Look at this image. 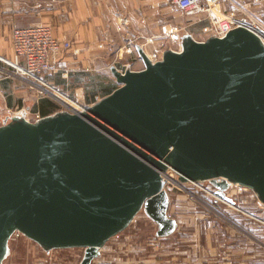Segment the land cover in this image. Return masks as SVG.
<instances>
[{"label":"water","instance_id":"1","mask_svg":"<svg viewBox=\"0 0 264 264\" xmlns=\"http://www.w3.org/2000/svg\"><path fill=\"white\" fill-rule=\"evenodd\" d=\"M144 68L110 71L119 85L80 114L29 121L0 117V264L15 233L53 250L83 249L93 264L106 243L144 213L154 239L172 236L162 175L207 182L215 202L250 190L264 205V44L238 27L223 38L164 50ZM28 109V107H25Z\"/></svg>","mask_w":264,"mask_h":264},{"label":"rangeland","instance_id":"2","mask_svg":"<svg viewBox=\"0 0 264 264\" xmlns=\"http://www.w3.org/2000/svg\"><path fill=\"white\" fill-rule=\"evenodd\" d=\"M233 1L219 3H224L225 9L240 15L238 4L250 2L247 9L254 17L262 19L260 10L257 9L261 0L239 3L237 0ZM175 9L172 8L171 18L177 17L176 22L180 23L186 32L189 31L193 24L186 22L184 15ZM207 29L208 24L204 22L200 33H194L195 38L203 39ZM169 45L172 48L174 46L170 42ZM169 45L167 48L171 49ZM127 51L129 52V49L125 50V53ZM147 51L149 55L159 54L163 48ZM128 60L121 55L114 56L115 62L123 61V65L133 66ZM3 65L9 71L15 72L8 65ZM108 76L109 71L104 68L99 75L80 76L67 88H56L74 97V90L81 87L85 101L90 105L94 95L98 98L105 95L104 89L109 86ZM44 99L50 102L49 105L43 101L44 110L51 113L60 110L55 101L49 98L42 100ZM42 105L40 103L32 108V103L29 104V120L36 118L39 113L38 106ZM39 116H42L41 113ZM172 184L168 214L177 221V231L170 237L154 239L156 224L144 211H140L123 232L106 243L103 255L96 264H264V224L224 202H215V198L208 191L213 192L214 188L207 182ZM227 196L245 213L264 221V208L260 209L256 205L251 192L233 186L228 190ZM244 200L245 204L242 203ZM9 245L11 253L5 264H79L83 256L81 248L53 250L46 256L35 242L19 234L11 237Z\"/></svg>","mask_w":264,"mask_h":264},{"label":"crops","instance_id":"3","mask_svg":"<svg viewBox=\"0 0 264 264\" xmlns=\"http://www.w3.org/2000/svg\"><path fill=\"white\" fill-rule=\"evenodd\" d=\"M212 1L203 0V4ZM243 1L249 0H237L238 3ZM171 2L172 0H57L53 4H45L36 0H0V57L14 61L11 47V31L14 28L48 25L58 39L69 40L72 47L67 58L69 73L50 74L46 76V80L55 87L67 88L80 76L99 75L106 68L110 76L109 86L105 89L112 92L119 85L110 66L113 65L118 70L124 69L123 61H114L116 54L128 58L129 63L134 64H130L132 70L138 71L144 68V64L139 57L137 45L147 53L148 49H168L166 34L176 26H181L175 20L177 17L171 18L174 7ZM238 5H245L249 9L250 2ZM219 6L224 12H229L224 3ZM257 7L264 19V0ZM238 11L241 13L240 9ZM248 12L251 13L250 10ZM183 18L193 24L187 33L196 41L208 38L207 33L203 39L195 38L194 35L200 33L206 21L197 22L198 17ZM172 45L173 48L169 45L172 50H181V46ZM127 49L129 55L125 53ZM104 96L106 95L98 98L94 95L92 104ZM30 103L32 108L40 104L35 102V94L30 90L27 78L16 75L0 63V117L5 110L15 112L22 107L29 108ZM27 111L28 109L25 114ZM102 251L103 248L98 259L102 257Z\"/></svg>","mask_w":264,"mask_h":264},{"label":"built area","instance_id":"4","mask_svg":"<svg viewBox=\"0 0 264 264\" xmlns=\"http://www.w3.org/2000/svg\"><path fill=\"white\" fill-rule=\"evenodd\" d=\"M36 1L39 3L53 4L57 0ZM220 1H229L231 3L234 2L233 0H213L212 3L204 5L203 0H172L171 3L176 8V10L181 12L185 17H198L199 19L197 22L206 21L208 23V37L223 38L231 30L238 27H243L258 36V38L264 44V19L254 17L248 12V10L245 8V5L239 6V9L241 10L240 15H237L231 11L224 12L219 6ZM184 33H186L185 28L176 26L172 31L168 32L165 37L170 43L181 46V40ZM11 47L14 54V61L0 57V62L12 68L16 75L27 78L30 90L35 94L36 103L43 98H49L58 104L60 108L58 111H66L71 114H80L87 111L91 104L89 105L86 103L83 89L81 87L74 90V97H71L69 94L60 91L62 94H65V96L70 101L69 103L63 102L55 95V92L59 90L45 79L46 76L50 74L69 73L70 68L67 58L72 47L69 40L58 39L54 35L51 26L41 24L24 28H14L11 31ZM161 57L162 52L159 54L149 55L148 58L152 63H154L159 61ZM126 69L132 70L131 65H124V69L120 71L123 72ZM24 109L26 108L22 107L15 112H11L10 110L7 111L11 112L12 114L20 115ZM29 115L30 108H28L27 114L25 115L27 120H29ZM40 117L42 116H39V113H37L34 120ZM162 180L164 182V189L168 194L172 190V187H170L172 183H202L191 181L180 182L176 178V172L172 169H169L166 174L162 175ZM237 187L239 189L248 190L243 187ZM208 191L209 194L215 198L213 192L210 190ZM248 191L251 192L250 190ZM252 195L256 205L260 209H263L264 205L258 201L253 193ZM219 201L224 202L222 200ZM224 203L228 204L226 202ZM242 203L245 204L246 201L244 200ZM228 205L246 214L249 216V218L264 224L263 220H260L256 216H252L241 210L239 206H237L236 202L234 206L231 204Z\"/></svg>","mask_w":264,"mask_h":264},{"label":"trees","instance_id":"5","mask_svg":"<svg viewBox=\"0 0 264 264\" xmlns=\"http://www.w3.org/2000/svg\"><path fill=\"white\" fill-rule=\"evenodd\" d=\"M109 93H111V91H110V89H105V95H108ZM43 101L44 102H46L47 104H49L50 102L48 101V100H41V105H42V103H43ZM50 105V104H49ZM50 107V106H49ZM38 111H39V113H41V115L42 116H46V115H49V114H51V111H47V110H44L43 109V105L41 106V107H39V109H38Z\"/></svg>","mask_w":264,"mask_h":264},{"label":"bare ground","instance_id":"6","mask_svg":"<svg viewBox=\"0 0 264 264\" xmlns=\"http://www.w3.org/2000/svg\"><path fill=\"white\" fill-rule=\"evenodd\" d=\"M144 52H145V54L149 57V54L145 51V50H143ZM55 95L57 96V98L58 99H60L61 101H63V102H70L69 101V99L65 96V94H62L60 91H56L55 92ZM72 103V102H71ZM70 103V104H71ZM25 112H26V109H24L23 110V112L22 113H24L25 114ZM172 176V175H171ZM174 176V175H173Z\"/></svg>","mask_w":264,"mask_h":264}]
</instances>
